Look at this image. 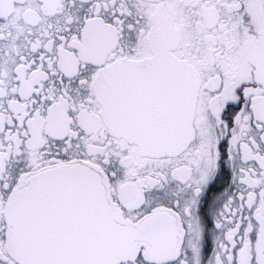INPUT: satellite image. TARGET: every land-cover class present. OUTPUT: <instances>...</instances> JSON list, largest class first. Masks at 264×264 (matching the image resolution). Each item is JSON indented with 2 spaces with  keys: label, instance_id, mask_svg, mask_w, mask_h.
<instances>
[{
  "label": "snow or ice",
  "instance_id": "6c2138e0",
  "mask_svg": "<svg viewBox=\"0 0 264 264\" xmlns=\"http://www.w3.org/2000/svg\"><path fill=\"white\" fill-rule=\"evenodd\" d=\"M0 264H264V0H0Z\"/></svg>",
  "mask_w": 264,
  "mask_h": 264
}]
</instances>
